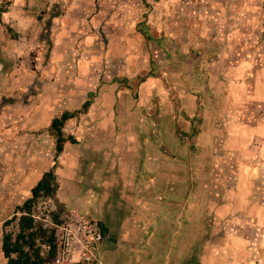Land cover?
I'll return each mask as SVG.
<instances>
[{"label":"rangeland","instance_id":"rangeland-1","mask_svg":"<svg viewBox=\"0 0 264 264\" xmlns=\"http://www.w3.org/2000/svg\"><path fill=\"white\" fill-rule=\"evenodd\" d=\"M195 1L203 6L202 10L211 7L212 0ZM196 4L192 0H154L152 3L150 0H0V264L7 263L1 251L3 233H17V223L5 224V221L31 198V187L37 183L33 180L38 174L41 178L52 171L55 176L46 178L54 187L53 193H41L31 207L36 224L47 230L46 235L53 232L55 241L54 225H60L67 217L92 218L91 212H65L57 202L58 178L63 176L57 167L60 168L65 158L76 157L75 166L84 162L94 169L99 151H109L110 141L121 126L134 121L143 126L139 124L134 131L127 132L128 136L136 134L144 141L148 139L151 147H161L159 151L166 155L173 152L168 151L166 143L171 141L169 138L175 139L180 143L183 166L189 164L188 159L194 158V154L200 158L197 177L187 174L191 193L189 189L182 193L183 199L189 195L192 202L197 199L199 218L192 232H197L199 253L192 264H203L206 255L205 252L200 255L201 252L207 247L211 249L224 235L246 231L241 224L217 217L226 194L224 177L201 174L206 167L203 157L209 146L202 137L206 131L203 115L193 116L178 109L183 105L181 85H186L188 93L197 92L190 90L187 83L189 70L199 77V91L208 86L204 73L210 66L209 61L202 58L201 50L183 48L179 46L180 40H172L169 31L157 28L160 23L170 29L182 26L191 29L201 21L217 22L205 11L197 14ZM220 4L212 10H221ZM246 4L252 6L254 15H250L249 22L255 28L249 33H238L237 39H249L250 46L263 55L264 0H246ZM244 17H225L223 23L227 25L235 19L245 23ZM207 34L211 36L212 32ZM223 34V31L216 32L212 36ZM132 36L139 38L148 58L133 74L124 63L133 50L121 51L133 41ZM178 37L181 35L175 39ZM108 43L114 46L111 51L117 55L108 54ZM120 98L128 100L126 105L119 103ZM122 111L126 112L123 119L118 115ZM63 113L69 118L60 127L64 141L59 153L58 135L51 123ZM99 139L103 144H99ZM214 167L221 171L220 165L214 164ZM244 180L247 202L263 204L264 170L254 174L252 168ZM185 215H188L187 209L183 218ZM251 223L247 227L251 228ZM187 228L183 223V230ZM41 249L44 254L48 251L45 244Z\"/></svg>","mask_w":264,"mask_h":264},{"label":"crops","instance_id":"crops-1","mask_svg":"<svg viewBox=\"0 0 264 264\" xmlns=\"http://www.w3.org/2000/svg\"><path fill=\"white\" fill-rule=\"evenodd\" d=\"M217 3H221V10H212ZM196 6L197 14L205 11L217 22L201 21L191 29L183 26L170 29L160 23L157 28L169 31L173 41L180 40L179 46L201 50L202 58L209 61L210 66L204 73L208 86L203 92L199 91V77L189 70L187 83L190 90L197 92L188 93L186 85H181L179 93L183 105L178 109L185 114L195 116L199 113L197 116L204 117L202 124L206 131L202 137L209 146L203 157L206 167L201 174H217L226 180L225 199L217 217L241 224L242 229H246L234 236L224 235L200 255L205 252L203 264H264V203L258 201L251 205L244 194V177L252 168L254 174L264 170V54L255 51L249 39H237L238 33L254 30L255 24L249 22L254 13L246 0H212L210 9L204 10L198 3ZM242 16H245V23L240 24L236 19ZM225 17L236 19L224 25ZM148 19H153L152 12ZM222 31V36H212ZM132 40L121 49L122 52H126V48L133 50L124 61L131 74L138 72L146 59L148 61L139 38L134 36ZM109 43L106 45L108 54L117 55L111 51L114 46ZM222 73L224 75L220 76ZM123 102L126 105L128 100L120 98L119 103ZM118 115L123 119L126 112H118ZM164 118L166 120V116ZM139 124L134 121L121 126L120 132L110 141L109 151H99L92 170L84 162L76 167V157L65 158L60 168L57 167L63 176L58 178L56 200L65 212H91L92 219L99 223L103 233L99 247L101 264H192L199 253L197 232H192L199 218L197 199L192 202V197L187 198L185 194L183 199L182 193L188 189L191 193L187 174L197 177L200 158L194 154V158L189 157V164L183 166L180 143L175 139L169 138L171 141L166 143L168 151H173L166 155L159 151L161 147H151L148 139L144 141L136 134L128 136L127 132L131 133ZM166 125L170 127L168 122ZM99 133L103 137L104 133ZM110 133L114 134L112 130ZM168 136L171 137L170 133ZM99 144H103L101 139ZM214 164L220 165V172ZM48 172L54 179V173ZM44 174L41 178L38 174L33 182L38 183ZM183 205L185 211L188 210L184 218ZM249 221L253 222L251 228L247 227ZM183 223L188 225L185 231Z\"/></svg>","mask_w":264,"mask_h":264},{"label":"trees","instance_id":"trees-1","mask_svg":"<svg viewBox=\"0 0 264 264\" xmlns=\"http://www.w3.org/2000/svg\"><path fill=\"white\" fill-rule=\"evenodd\" d=\"M88 102H85V106ZM69 118L64 113L60 118L53 119L51 127L57 132V152H61L64 141L60 127ZM51 173L44 174L37 185L31 190V198L27 199L22 206L17 207L14 215L5 221V224L17 223V233H3L1 241V251L7 260L6 264H49L55 259L54 234H47V230L37 225L31 213L32 204L40 197L41 193L51 195L54 187L51 186ZM48 247L46 254L42 252L41 245Z\"/></svg>","mask_w":264,"mask_h":264},{"label":"built area","instance_id":"built-area-1","mask_svg":"<svg viewBox=\"0 0 264 264\" xmlns=\"http://www.w3.org/2000/svg\"><path fill=\"white\" fill-rule=\"evenodd\" d=\"M54 228L55 264H101L99 247L103 233L97 221L77 215L67 217Z\"/></svg>","mask_w":264,"mask_h":264}]
</instances>
